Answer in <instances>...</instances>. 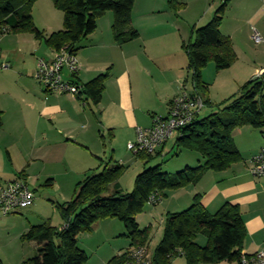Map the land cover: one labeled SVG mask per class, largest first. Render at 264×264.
Here are the masks:
<instances>
[{"label": "crops", "instance_id": "crops-1", "mask_svg": "<svg viewBox=\"0 0 264 264\" xmlns=\"http://www.w3.org/2000/svg\"><path fill=\"white\" fill-rule=\"evenodd\" d=\"M171 1L181 7L176 3L171 6ZM225 1L228 5L220 32L230 38L237 60L229 69L217 73L215 82L225 72H232L238 85H242L264 69V0H135L132 27L138 32V38L123 45L114 41L113 14L106 13L98 20L96 31L76 46L79 71L75 78L80 85L109 73L97 106L84 95L81 98L85 104H82L69 95L50 93L34 80L38 58L49 60L54 55V50L43 40L29 33L2 36L1 62L8 63L10 69H0V186L22 178L35 193L43 181L55 185L59 183L57 179L63 178V186L75 188L86 176L101 171L106 166L107 154L112 161L121 147L134 141L137 127H150L155 116L169 113L173 98L180 94L183 85L187 87L191 82L182 44L190 40L193 29L206 26ZM31 15L35 27L45 37L63 29L64 15L54 7L52 0H38ZM11 20L14 22L13 18ZM254 32L261 36L260 44L253 42ZM207 77L208 74L202 73L204 82L209 85ZM188 90L194 91L192 83ZM105 134L110 138V149L103 144ZM232 137L241 156L240 162L225 171L206 172L196 185L166 191L156 205L148 203L136 217L139 228L161 232L159 244L165 216L186 210L193 198L200 195L210 214H215L226 203L238 205L247 232L242 254H264V178L250 174L252 158L264 146V130L243 127L235 130ZM109 150L111 153L107 152ZM195 156L193 160L201 165L202 159ZM125 163L121 159L118 164L125 167ZM187 166L191 164L177 168ZM144 168L145 161L140 169ZM118 186L124 191L120 181ZM41 202H44L42 198H35L33 206L8 215L21 217L8 218L0 212V220L18 222L15 231L19 238L31 227L53 219L43 220L46 216L38 211ZM160 207L163 213L156 221ZM59 217L57 228L64 225ZM117 221H100L92 232L78 237L79 248L96 256L94 264H108L133 248L131 243L126 247L111 245L115 238L127 234ZM92 239L96 240L95 248L83 243ZM30 245L37 254V244ZM88 258L87 264H90L91 256ZM28 259L22 256L3 263L21 264Z\"/></svg>", "mask_w": 264, "mask_h": 264}, {"label": "trees", "instance_id": "trees-1", "mask_svg": "<svg viewBox=\"0 0 264 264\" xmlns=\"http://www.w3.org/2000/svg\"><path fill=\"white\" fill-rule=\"evenodd\" d=\"M37 1L0 0V30L6 27L9 33L33 34L54 51L67 45L76 53L77 44L93 34L98 20L111 12L113 39L118 45L138 38V32L132 27L135 0H52L54 7L63 13L64 21L63 29L49 37L33 23L31 12ZM174 3L171 1V6ZM227 5L228 1L220 5L210 22L193 29L190 40L182 44L193 90L201 96L205 107L210 102L206 99L208 85L202 78L203 69L213 63L219 73L237 60L230 38L220 32ZM108 77L107 72L82 85L81 95L94 106L99 105ZM218 108L208 116L199 115L191 125L180 130L174 141L176 148L198 154L203 161L201 165L169 174L160 165L147 167L154 157L139 155L138 159L145 161V168L136 176L133 191L127 193L118 186L125 167L120 164L108 167L106 163L101 171L86 176L76 186L70 202L58 205L63 227H52L47 222L31 227L22 235L23 242L37 244L38 250L32 259L21 264H87L89 258L79 248L78 237L92 232L96 223L107 219H116L124 225L131 247L146 246L151 229H140L136 217L143 213L152 195L162 199L166 191L196 185L206 172L228 170L241 160L233 132L243 127L264 130V79L246 82L237 95ZM200 235L207 240L203 247L196 242ZM246 236L238 205L226 203L210 214L197 195L186 210L165 216L163 236L152 260L154 264H172L184 257L186 264H240ZM123 260L124 256L115 257L108 264H120ZM0 264H3L1 260Z\"/></svg>", "mask_w": 264, "mask_h": 264}, {"label": "built area", "instance_id": "built-area-1", "mask_svg": "<svg viewBox=\"0 0 264 264\" xmlns=\"http://www.w3.org/2000/svg\"><path fill=\"white\" fill-rule=\"evenodd\" d=\"M6 33H9L8 28H2L0 38ZM253 42L255 44L262 42L257 32L253 34ZM0 69H10L8 63L1 62V57ZM78 71L76 53L65 45L55 50L49 60L38 58L33 78L50 93L69 95L80 100L84 88L76 81ZM255 78L264 79V69L259 70ZM82 104L85 102L82 101ZM204 108L201 96L195 91L190 92L186 85H183L180 94L173 98L166 116H155L150 127L136 128L134 141L127 145L128 151L135 156L160 155L163 147L176 138L181 129L191 125ZM250 174L254 178H264V146L252 158ZM159 201L154 194L150 197L149 204L156 205ZM34 202L35 194L25 179L19 178L0 186V212L3 216L31 207ZM121 256H124V260L120 264H154L147 245L133 247ZM240 264H264V254H242Z\"/></svg>", "mask_w": 264, "mask_h": 264}, {"label": "rangeland", "instance_id": "rangeland-1", "mask_svg": "<svg viewBox=\"0 0 264 264\" xmlns=\"http://www.w3.org/2000/svg\"><path fill=\"white\" fill-rule=\"evenodd\" d=\"M202 73L208 74L207 79H209V83H208L209 85L207 86L208 92L206 94V99H208L210 103H209V106L205 107L202 110L200 117L208 116L210 114L217 112L219 110L218 108L219 105H222L224 101L237 95L239 93L240 88L245 84L243 83L242 85H238L239 83L236 81V78L231 75L232 72H225L222 76H220L219 80L215 82L218 76H217V72L215 71V66L213 63L208 64V66H206L203 69ZM190 87H191V82L187 83V88H190ZM174 139L169 141L166 147L165 153L164 154L161 153L160 154L161 156L154 158L151 162L148 163L147 167H155L157 165H160L163 172L169 173V174H175L185 168V167H182L181 169L177 168L178 166H181L183 164L189 163L191 164V167L199 166L198 163L192 158V157H196L195 155H198V154L176 148V146L174 145V141H175ZM103 144H105L106 149H110L109 147L110 138H108L106 134L104 135ZM110 151L111 150L107 152H110ZM110 158L111 156L107 154L106 158H104V160L106 159L107 161H104V160L103 161L106 163L112 162L111 166L118 164L121 159L127 162L125 163V171L120 176L119 181L123 184L124 191L127 193H131L134 189V182H135L136 176L143 171L142 169H140V167H142V163L144 160L136 158L135 155L129 152L127 149V145H125V147L120 148V150L116 153L114 160L111 161ZM98 162L99 164L101 163L100 160ZM57 182L59 183H56L55 185L54 184L47 185L48 183L46 181H43L42 187L40 186L39 188V185H38L36 188L37 190L34 193L35 198L37 199L42 198L44 200V202L40 203L41 208L38 209V211H40L42 216H46L43 218V220H48L49 218L53 217V219H49V222H48L52 227H56V225H58L59 223L57 221L60 218L59 217L60 213L57 208L58 205H62L63 203L70 202L74 196V192L76 188V185H75V188L74 187L67 188L63 186V183H64L63 178L57 179ZM59 184L61 185V187H59ZM30 189L32 190L33 188H31L30 186ZM161 207L163 208V206ZM161 207L158 208V210L156 211V214L158 215L157 216L158 218L156 217L157 219L156 221H159L160 219L159 217L161 216V213H163ZM18 216L19 215L17 216L11 215V216H8V218L18 217ZM24 220H20V222ZM117 222L120 223L119 221ZM18 225H19L18 222L12 223L10 221L0 220V260L2 261V263L3 262L10 263L18 258H22V256L27 257V259L29 258V256H31L28 259L30 260L36 255L35 253L36 251L34 248H32L30 243L23 242L21 240L22 236L17 238L15 229L18 227ZM83 234L86 236V234L88 233L86 234L83 233ZM159 234H161V232L157 233L156 230L154 231L152 229L150 230L148 249H149L151 256L153 255L155 246L158 244L161 238ZM197 237H198L197 239H201L200 240L201 242L198 243L199 246H202V247L205 246L207 243L206 238L201 235ZM95 242L96 240H93V239L92 241L86 240V242H84L83 240V243L87 244L90 247L94 246V248L96 247ZM129 244H130V240L126 237H117L111 242V245L115 247H118V246L126 247ZM90 252L88 251L87 253L88 255L91 256L90 264H94L96 261V256L91 255ZM98 254L100 255V253H97V255ZM172 264H186V260L184 257H179L175 259Z\"/></svg>", "mask_w": 264, "mask_h": 264}]
</instances>
